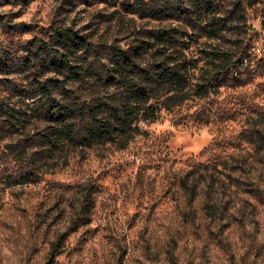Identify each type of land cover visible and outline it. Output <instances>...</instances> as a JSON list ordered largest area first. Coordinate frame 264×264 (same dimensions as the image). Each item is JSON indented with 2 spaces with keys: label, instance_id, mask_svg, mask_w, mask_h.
I'll return each mask as SVG.
<instances>
[{
  "label": "clouds",
  "instance_id": "1",
  "mask_svg": "<svg viewBox=\"0 0 264 264\" xmlns=\"http://www.w3.org/2000/svg\"><path fill=\"white\" fill-rule=\"evenodd\" d=\"M0 264H264V0H0Z\"/></svg>",
  "mask_w": 264,
  "mask_h": 264
}]
</instances>
